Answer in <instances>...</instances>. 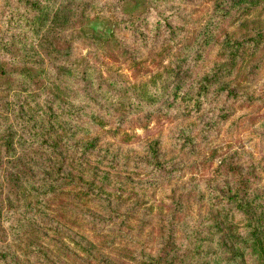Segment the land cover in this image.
<instances>
[{
  "label": "trees",
  "instance_id": "1",
  "mask_svg": "<svg viewBox=\"0 0 264 264\" xmlns=\"http://www.w3.org/2000/svg\"><path fill=\"white\" fill-rule=\"evenodd\" d=\"M1 1L0 264H30L32 259L36 264H60L69 247L65 250L62 241L49 240V233H64L63 238L70 240L71 228H133L132 214L145 204L134 186L141 172L148 170L159 178L170 174L167 165L174 168L163 161L157 141L149 143L143 156L123 153L118 143L133 140L129 128L123 127L126 119L136 115L139 120V113L150 107L176 118L195 115L208 103L211 86L220 81V67L230 72L242 46L250 40L256 50L264 33L244 40L226 36L221 51L226 60L211 76L195 77L185 67L187 62L180 66L168 61L133 81L123 66L135 75L144 70L145 61L131 56L120 30L140 46L162 35L165 42L175 41L185 29L176 23L181 13L168 6L170 0H146L141 13L124 12L129 0ZM208 1L209 29L195 42L201 49L214 42L224 21L235 13L244 18L259 4L258 0ZM86 20L112 24L110 38L81 33L78 26ZM79 44L90 48L86 55ZM182 141L189 148L194 144L193 139ZM34 147L52 157L32 163L26 150ZM244 154L248 165L236 153L213 166L206 179L192 184L198 193L194 208L183 207L179 199L174 203L177 195L172 189L173 207L157 216L153 245L114 249L117 257L104 255L101 261L210 264L215 245L220 260L214 264H264L262 167L251 161L252 153ZM119 157L124 159L120 163ZM192 189L188 194L193 195ZM57 195L58 200L69 196L67 201L77 209L53 206ZM143 210L138 228L151 222V208ZM82 241L74 244L83 253L94 254L95 245ZM52 242L58 244V257L49 249ZM112 244L104 241L107 247Z\"/></svg>",
  "mask_w": 264,
  "mask_h": 264
},
{
  "label": "rangeland",
  "instance_id": "2",
  "mask_svg": "<svg viewBox=\"0 0 264 264\" xmlns=\"http://www.w3.org/2000/svg\"><path fill=\"white\" fill-rule=\"evenodd\" d=\"M258 1L256 9L246 17H239V14L235 13L234 17L224 21L221 32L219 29L216 30L218 34L220 33L219 37L217 34L209 48L201 49L195 42L202 31L209 29L211 2L170 0L168 6L179 9L181 13V20L175 21L178 25L184 26V32L173 42H165V36L162 35L158 39L149 40L146 46H140L129 39L124 30H120L123 42L132 51L131 56L136 60L145 61L142 65L144 70H139L134 75L132 70L123 66L124 73L134 81L156 67L172 61L180 66L187 62L185 67L195 77L211 76L218 63L222 65L221 63L226 60L221 55L226 36L244 40L256 36L257 32L264 33V0ZM146 5V0H129L124 3L123 10L126 13H141L145 11ZM111 29L112 24L103 20H86L78 26L81 33L92 32L100 38H110ZM251 45L253 44L249 40L242 46L236 62L228 70L230 72L220 67V81L211 86L208 103L195 115L176 118L174 115L160 114L157 107H150L139 113V120L135 119L136 115L126 119L123 127L129 128L133 140L129 143H118L123 153L143 156L149 143L157 141L163 161H168L174 168L167 165V168L171 169L170 174L159 178L151 177L148 170L141 172L134 186L138 189V197L145 204H141L139 210L133 212V228L119 229L116 226V229L110 227L101 231L90 230L88 227L71 228L69 232L71 235L68 237L73 238L70 240L63 238L66 235L64 233L58 236L49 233V240L62 241L65 250L69 247L67 256H61L60 264H106L101 261V257L104 255L117 257L118 254L112 252L114 249L132 248L134 243L153 245V237L159 225L157 218L161 217L160 215L165 216L173 207L172 199H169L172 189L177 195L173 196L174 203L179 199L183 207L186 205L196 207L198 193L192 189V184L206 179L212 167L225 157L236 156L237 153L242 164L248 165L250 161L244 153L246 151L252 153L251 161L260 163L264 181V40H261L256 50H253ZM79 47L83 55L90 50L82 44H79ZM111 50L115 51L113 43ZM182 139H193L194 144L189 148L184 145ZM26 152H29L32 163L47 161V158L52 157L50 152L44 151L41 147L27 149ZM123 160L122 157L118 158L119 163ZM69 183L67 187L72 185ZM191 189L193 195L188 194ZM67 198L70 197L64 196L58 200L57 195L54 198L55 203L51 201V204L61 210L77 209L76 204L67 201ZM147 207L152 210L151 222L143 228H138V223L141 222L138 219L143 216L145 213L143 209ZM81 239L83 243L87 241L95 245L94 254L83 253L82 247L74 244L76 240ZM104 241L113 244L107 247ZM52 243L49 249L58 257V244ZM213 248L216 252L209 258L210 264L220 260V248L215 245ZM30 264H36L35 260L32 259Z\"/></svg>",
  "mask_w": 264,
  "mask_h": 264
}]
</instances>
